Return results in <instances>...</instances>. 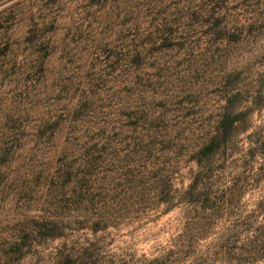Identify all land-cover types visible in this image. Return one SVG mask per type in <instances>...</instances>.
I'll list each match as a JSON object with an SVG mask.
<instances>
[{
    "label": "rangeland",
    "instance_id": "rangeland-1",
    "mask_svg": "<svg viewBox=\"0 0 264 264\" xmlns=\"http://www.w3.org/2000/svg\"><path fill=\"white\" fill-rule=\"evenodd\" d=\"M0 264H264V0H0Z\"/></svg>",
    "mask_w": 264,
    "mask_h": 264
}]
</instances>
